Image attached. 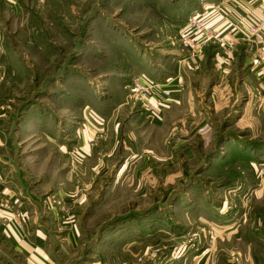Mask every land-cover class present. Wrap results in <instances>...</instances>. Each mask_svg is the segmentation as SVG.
<instances>
[{"label": "rangeland", "instance_id": "374dc122", "mask_svg": "<svg viewBox=\"0 0 264 264\" xmlns=\"http://www.w3.org/2000/svg\"><path fill=\"white\" fill-rule=\"evenodd\" d=\"M12 1L0 0V156L39 222L78 231L69 264H160L194 247L178 260L190 264L229 232L236 264L244 251L264 264L257 44L234 61L205 19L211 0ZM137 78L156 86L150 105L131 96Z\"/></svg>", "mask_w": 264, "mask_h": 264}, {"label": "crops", "instance_id": "0c3cea01", "mask_svg": "<svg viewBox=\"0 0 264 264\" xmlns=\"http://www.w3.org/2000/svg\"><path fill=\"white\" fill-rule=\"evenodd\" d=\"M19 1H12L17 3L13 8H23ZM263 1L232 0L224 5H218L220 0H211L204 3L206 6L204 16L207 24L222 34L225 42H234L235 52L232 53L235 54L234 61L238 60L237 57L241 53L242 56L244 53V58L246 57L247 61H251L246 52V47L249 48L250 46L244 37L247 36L248 29L253 22L264 18ZM261 36L264 39V32ZM252 50L249 48L250 54H252ZM121 98L120 100H122ZM123 103L121 104V101L118 103V111L125 107ZM161 124V122H155L152 126L159 127ZM81 142L84 144L85 139L80 140V144ZM17 173L14 166L6 160V155L0 156V264H69L68 251L69 248L78 247V231L75 228L61 229V227L57 231H53L42 221L39 222L38 214L43 211L42 206L34 198L33 191L27 192L25 187L21 189L16 184ZM19 181L23 186H26V183ZM5 202L8 203L6 208L2 206ZM19 213L20 218L15 219V215ZM217 221L220 220L217 219ZM17 223L22 225L21 229L18 228ZM62 233L63 236H61ZM225 238L228 241H218L217 244L207 246L201 252L197 250L196 255L198 257H194L195 260L190 264H236L235 259L231 257L233 252L230 250L233 247L229 245L232 238L234 241L240 240V233L229 232L223 239ZM193 248L186 250L179 248L172 252L170 259H164L161 263L178 264V260L184 258L183 256L188 252L193 251ZM180 251L183 253L181 254ZM254 254L244 251V254L240 252L237 256L241 258V261H245L244 264H255L256 257ZM104 264H108V262H104Z\"/></svg>", "mask_w": 264, "mask_h": 264}, {"label": "built area", "instance_id": "2783aa9c", "mask_svg": "<svg viewBox=\"0 0 264 264\" xmlns=\"http://www.w3.org/2000/svg\"><path fill=\"white\" fill-rule=\"evenodd\" d=\"M41 1V0H38ZM232 0H221V5H224ZM262 5L264 7V1L262 2ZM188 26L191 28L193 32H201L203 30L204 24L200 21L198 17H194L188 20L187 22ZM264 32V18L259 19L252 23V25L248 29L247 36L244 37V40L247 41L250 44H257V56H256V66L259 68V74L262 78H264V39L262 38L261 34ZM208 35L205 37V42L211 41L214 39L213 33L207 32ZM198 41L197 39L191 38V36L188 34L186 37L182 39V43L186 48L192 49L195 53L202 51V45L200 43H196ZM230 45V48L234 46V42H230L228 44H223V48L227 50V46ZM229 48V49H230ZM227 54L230 55V52L227 50ZM216 65L220 66L222 65L221 62H216ZM156 88L155 85L152 83L148 85L147 82H145L142 78L134 79L131 85V96L137 98L145 105H150V101L153 98L154 95V89ZM172 93L170 90L164 89L162 91V100L158 102V105L161 108H166L169 106V104L172 101ZM8 203L5 202V204H2L3 207H7ZM20 218V213L15 215V219ZM14 219V220H15ZM17 226L19 229L22 228V225L20 223H17Z\"/></svg>", "mask_w": 264, "mask_h": 264}]
</instances>
